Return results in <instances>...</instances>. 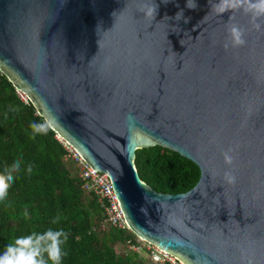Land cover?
Segmentation results:
<instances>
[{
    "label": "water",
    "instance_id": "95a60500",
    "mask_svg": "<svg viewBox=\"0 0 264 264\" xmlns=\"http://www.w3.org/2000/svg\"><path fill=\"white\" fill-rule=\"evenodd\" d=\"M195 2L0 0V72L109 176L137 239L180 264H264V19ZM233 24L246 44L225 48ZM156 146L199 168L192 189L140 179L136 151Z\"/></svg>",
    "mask_w": 264,
    "mask_h": 264
},
{
    "label": "trees",
    "instance_id": "16d2710c",
    "mask_svg": "<svg viewBox=\"0 0 264 264\" xmlns=\"http://www.w3.org/2000/svg\"><path fill=\"white\" fill-rule=\"evenodd\" d=\"M39 122L46 120L0 72V172L17 160L21 164L0 202V252L16 237L57 228L68 236L62 264H171L134 250L140 240L127 228L104 223L103 207L93 191L82 188L64 142L47 122L46 134H33L30 125ZM135 166L140 179L162 194L186 193L200 177L192 161L158 146L137 150Z\"/></svg>",
    "mask_w": 264,
    "mask_h": 264
},
{
    "label": "clouds",
    "instance_id": "9594fccd",
    "mask_svg": "<svg viewBox=\"0 0 264 264\" xmlns=\"http://www.w3.org/2000/svg\"><path fill=\"white\" fill-rule=\"evenodd\" d=\"M195 0H187L186 7L189 9L196 8ZM218 14L240 11L250 17V21L259 29L261 24L256 21L264 19V0H218L215 5ZM156 5L153 3L147 10V15L154 16ZM182 13H178L180 18ZM187 22V21H185ZM246 44L245 30L238 25H231L228 28V40L225 48H239ZM33 134H46L50 129L46 122L32 123L30 125ZM226 166L233 164L231 150L223 154ZM20 161H15L10 167L0 172V202L5 201L9 189L15 182L16 173L20 171ZM31 172V166L27 169ZM225 179L229 183H235V176L230 172H225ZM27 216V212L23 213ZM67 233L62 229L49 228L43 232H32L27 235L14 238L0 252V264H62L64 255V244L67 241Z\"/></svg>",
    "mask_w": 264,
    "mask_h": 264
},
{
    "label": "built area",
    "instance_id": "2783aa9c",
    "mask_svg": "<svg viewBox=\"0 0 264 264\" xmlns=\"http://www.w3.org/2000/svg\"><path fill=\"white\" fill-rule=\"evenodd\" d=\"M64 147L66 151H68L69 157L79 167V178L82 182V188L85 191H93L97 195L104 210V223L114 228H126L123 213L112 189L109 176L104 172H95L65 143ZM142 244L144 245L146 243L140 241L138 246L133 247V249L140 251L142 249ZM146 246L148 255L153 261L160 263L169 262L171 264L176 262L173 257H170L158 248L148 244H146Z\"/></svg>",
    "mask_w": 264,
    "mask_h": 264
},
{
    "label": "rangeland",
    "instance_id": "374dc122",
    "mask_svg": "<svg viewBox=\"0 0 264 264\" xmlns=\"http://www.w3.org/2000/svg\"><path fill=\"white\" fill-rule=\"evenodd\" d=\"M146 248H147L146 244H144V245L142 244V249L145 250L146 253H147V256H149ZM142 249H141V250H142ZM141 250H140L139 252H141ZM142 254H143V253H142Z\"/></svg>",
    "mask_w": 264,
    "mask_h": 264
}]
</instances>
